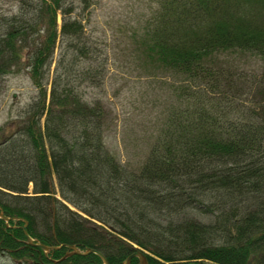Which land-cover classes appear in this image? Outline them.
Here are the masks:
<instances>
[{
    "label": "trees",
    "instance_id": "16d2710c",
    "mask_svg": "<svg viewBox=\"0 0 264 264\" xmlns=\"http://www.w3.org/2000/svg\"><path fill=\"white\" fill-rule=\"evenodd\" d=\"M92 1L17 0L0 14V75L24 71L36 88L0 125V209L15 216L0 217V264H101L60 259L68 244L109 264L134 248L163 264H264V0H154L130 29V54L163 74L159 122L133 165L105 143L103 103L78 88L104 72L81 16ZM24 219L61 246L28 243Z\"/></svg>",
    "mask_w": 264,
    "mask_h": 264
},
{
    "label": "rangeland",
    "instance_id": "374dc122",
    "mask_svg": "<svg viewBox=\"0 0 264 264\" xmlns=\"http://www.w3.org/2000/svg\"><path fill=\"white\" fill-rule=\"evenodd\" d=\"M16 2L0 0V14L14 11ZM155 6L154 0H93L81 12L87 33L106 58L96 84L83 82L78 88L103 103L110 116L105 143L122 164L133 165L143 157L163 109V74L140 66L127 43L130 29L141 25ZM226 56L246 67H256L259 62L249 53L231 51ZM35 91L26 72L1 74L0 125ZM4 264H15V260L7 257Z\"/></svg>",
    "mask_w": 264,
    "mask_h": 264
},
{
    "label": "water",
    "instance_id": "95a60500",
    "mask_svg": "<svg viewBox=\"0 0 264 264\" xmlns=\"http://www.w3.org/2000/svg\"><path fill=\"white\" fill-rule=\"evenodd\" d=\"M0 217L4 220V221H8L9 219H12V218H15V216H11V215H6L2 212V210L0 209ZM25 225H26V220L24 219L23 220V224L21 225L22 227V231H23V234L25 235V238H26V241L30 244H34V245H37L38 247H40L44 252L48 251L49 249L51 248H58L61 244H45V243H42V242H39L37 239L31 237L27 231H26V228H25ZM68 247L70 248L69 251L65 252L63 254L64 255H67V254H70V253H81V254H85L87 252H94L96 253L99 258L101 259V264H109L106 257L103 255L102 252H100L99 250L95 249V248H92V247H87L83 250H81L80 248H78L76 245L74 244H68ZM131 254H138L140 257H142L141 253L139 251H135ZM127 255L122 264H128V260H129V257L130 255ZM62 256V257H63ZM140 263L141 264H145L144 262H142V260H140ZM183 264H202L201 262L199 261H191V262H187V263H183Z\"/></svg>",
    "mask_w": 264,
    "mask_h": 264
},
{
    "label": "flooded vegetation",
    "instance_id": "af4514ba",
    "mask_svg": "<svg viewBox=\"0 0 264 264\" xmlns=\"http://www.w3.org/2000/svg\"><path fill=\"white\" fill-rule=\"evenodd\" d=\"M69 250H70V248L67 246V249L64 250L63 254L65 252L69 251ZM135 251L136 252L139 251L141 253L142 257H140L138 254H131V253H133ZM63 254H62V256H63ZM129 254H131V255L129 257L128 264H133L134 263V260H135L136 264H141L140 263V260H142V262H144L145 264H163V261L161 260V258L155 256L154 254H152V253H150L148 251H145L143 249H140V248H134V249H132L127 255H129ZM67 255H69V254H67ZM62 256H60V259L63 258V257H65L66 255H64L63 257ZM124 258L122 259L121 264H122ZM198 261L201 262L202 264H204L202 261H200V260H198ZM170 264H182V263H170Z\"/></svg>",
    "mask_w": 264,
    "mask_h": 264
},
{
    "label": "bare ground",
    "instance_id": "6f19581e",
    "mask_svg": "<svg viewBox=\"0 0 264 264\" xmlns=\"http://www.w3.org/2000/svg\"><path fill=\"white\" fill-rule=\"evenodd\" d=\"M27 231V230H26ZM28 233V232H27ZM161 262V261H160Z\"/></svg>",
    "mask_w": 264,
    "mask_h": 264
}]
</instances>
